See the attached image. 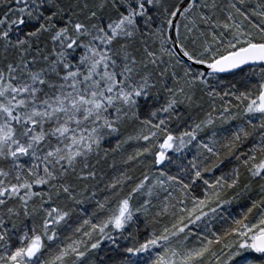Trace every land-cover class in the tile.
<instances>
[{
	"label": "snow or ice",
	"instance_id": "1",
	"mask_svg": "<svg viewBox=\"0 0 264 264\" xmlns=\"http://www.w3.org/2000/svg\"><path fill=\"white\" fill-rule=\"evenodd\" d=\"M0 264H264V0H0Z\"/></svg>",
	"mask_w": 264,
	"mask_h": 264
}]
</instances>
